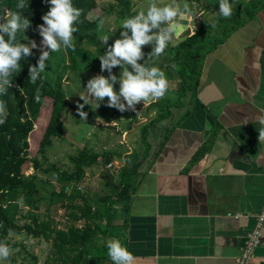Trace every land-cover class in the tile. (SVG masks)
Listing matches in <instances>:
<instances>
[{
  "label": "crops",
  "instance_id": "1",
  "mask_svg": "<svg viewBox=\"0 0 264 264\" xmlns=\"http://www.w3.org/2000/svg\"><path fill=\"white\" fill-rule=\"evenodd\" d=\"M247 1L229 0L233 6ZM213 5L211 14L200 2L191 3L195 14L188 25L191 35L210 14L218 19L219 0ZM171 97L164 108L178 99L175 94ZM163 100L124 115L131 117L135 127L144 128L158 117L163 107L156 102ZM116 111L109 112L111 118H104L102 127L118 122ZM136 112L140 120L135 119ZM261 115L264 9L207 54L197 91L186 94L181 104L170 108L168 118L149 127V150L141 144L142 138L138 144L130 142H136L139 152L134 146L124 148L127 133L117 149L103 151L115 153V182L122 180L129 186L131 201L113 204L112 227L101 219L108 231L98 240L107 243L113 235L133 254V264H236L264 206ZM125 168L132 173L123 178ZM41 244L47 246L45 264H51L52 246ZM250 264H264V227Z\"/></svg>",
  "mask_w": 264,
  "mask_h": 264
},
{
  "label": "trees",
  "instance_id": "2",
  "mask_svg": "<svg viewBox=\"0 0 264 264\" xmlns=\"http://www.w3.org/2000/svg\"><path fill=\"white\" fill-rule=\"evenodd\" d=\"M111 1L109 8H105V15L116 13L119 21L122 22L124 18L137 13L133 10L136 5L134 0ZM188 1L199 3L202 0ZM19 3L20 0H0V14L5 8L21 11L32 22V27L25 35L39 45L42 37L38 34L37 26L43 23L42 16L49 10V5L45 0H24L25 7L17 9L16 5ZM72 3L74 7L82 10L81 22L75 25L79 29L74 33V37H77L76 44L86 42L87 45L98 50H106L99 34L101 18L91 19L88 16L98 7V2L72 0ZM231 4L233 14L230 18L219 15L218 19L214 20V24L211 21L203 22L193 35L181 40L177 39V44L173 45L176 53L171 58V62L181 67L176 76L178 81H181L179 82L181 90L168 92L175 94L178 99L165 108H160L158 117L143 128L142 143L147 150L150 149L146 139L149 127L168 118L172 106L181 104V99L186 94L197 91L207 54L264 9V0L237 2L234 6V2ZM17 41L26 43L22 33L17 35ZM33 53V56L20 61L21 70L14 74L12 87L8 89L7 95H0V101L6 105L5 123L0 125V242L6 243L11 249L19 246L24 249L22 243H13L8 237L11 232L26 233L29 238L43 240L52 246L53 262L48 259L47 263H102L104 256L97 252L99 247L95 241L105 236L108 228L104 229L101 219L106 222V227H111L113 204H126L131 201V191L122 180L115 182L118 177L110 171L113 167L114 152H97L93 148L84 146L83 149H78L69 156V169H62L56 165L43 167L38 156L41 155L42 159L47 161L46 153L52 148L54 141L64 137L65 128L61 115L70 103L66 93L62 89L53 87L43 73L42 80H38L36 84L30 82L29 66L37 64L39 51L34 49ZM90 54L92 55L91 50ZM37 88H40L39 102L35 100ZM47 99L52 100V107L40 138L37 156L31 158L30 139L35 128L37 129L36 124L44 112L43 105ZM156 103L159 105L158 102ZM93 114L97 116L96 113ZM103 114L105 115V112ZM104 118L111 116L106 115L102 117ZM28 164L34 169L32 173L27 172L30 168ZM51 171L56 173L55 182L61 184L58 190L53 189L48 193V189L53 187V180L45 176ZM90 172L93 175L99 172L104 177V185L109 190L108 195L92 197L89 196V192L80 188L72 187L73 189L69 190L72 183H80ZM121 173L124 178L132 172L129 168H125ZM57 201L68 210L67 213L71 214L72 224L66 229H58L54 226L51 210L57 205ZM42 203H45V212H41ZM23 219L27 221L21 224ZM30 258L21 264H39L35 255L31 254Z\"/></svg>",
  "mask_w": 264,
  "mask_h": 264
},
{
  "label": "clouds",
  "instance_id": "3",
  "mask_svg": "<svg viewBox=\"0 0 264 264\" xmlns=\"http://www.w3.org/2000/svg\"><path fill=\"white\" fill-rule=\"evenodd\" d=\"M49 10L42 16L43 23L37 26L42 37L39 45L35 40L29 39L25 33L32 27V22L21 11L3 9L0 14V95H7L12 87L13 76L21 70L20 61L33 56L36 49L40 55L35 66H29V80L36 84L42 80L41 74L45 72L47 62L52 53L59 52L61 48L75 50L74 33L79 31L82 10L74 7L72 0H45ZM25 7L24 0L16 5L17 9ZM219 15L230 18L233 7L229 0H219ZM188 3L181 4L179 0H171L164 4L162 0H149L146 11L141 9L135 15L126 17L121 22L119 38L108 45L110 37L105 35L102 43L106 47L100 60L101 73L87 81V98L80 96L83 104L77 105L80 120L86 121L88 113L83 111L85 105L96 102V108L107 100V107L115 108L119 112L137 111L138 104H149L159 101L169 92L170 83L163 70L156 66H146L147 60L162 56L170 44L182 34L185 25L183 21L193 18ZM103 24V21H101ZM22 33L26 43L17 41V35ZM7 38V39H6ZM151 46L152 51L147 54L143 64L145 52L143 48ZM119 67V76L113 69ZM119 84L118 91L115 85ZM40 88L36 89L35 100L40 101ZM6 105L0 101V125L5 123ZM259 142L264 143V115L259 117ZM12 249L0 242V262L7 261ZM107 254L112 264H133V254L122 245L118 239L107 241Z\"/></svg>",
  "mask_w": 264,
  "mask_h": 264
},
{
  "label": "rangeland",
  "instance_id": "4",
  "mask_svg": "<svg viewBox=\"0 0 264 264\" xmlns=\"http://www.w3.org/2000/svg\"><path fill=\"white\" fill-rule=\"evenodd\" d=\"M134 1L136 4L133 8L134 11H140L141 9L146 11L149 0ZM214 1L215 0H202L200 4L204 5V7L212 14ZM96 2H98V7L94 8V10L90 12L88 16L91 19L101 18L103 24H101L100 21V40L102 42L103 37L105 35H108L110 39L107 43L108 45H111L114 40L119 38L120 36L121 21H119L116 13L112 15H105L104 13L105 8H109V5L112 2L111 0H96ZM170 2L171 0H162V3L164 4ZM179 2L181 4L186 2L189 4V6L191 5V1L188 0H179ZM211 14L206 18H208L209 22L211 21L212 24H214L215 19L213 16H211ZM204 21L206 22V19H204ZM76 39L77 37H74V44H76ZM179 39L181 40L182 38ZM178 40L175 39L174 42L170 44L165 50L164 54L156 59L154 63L152 60H147V54L152 51L151 46H145L143 48V51L145 52V58L144 60L139 61V63L143 64L145 60H147L145 62L146 66H156L165 72L170 83L169 92L181 90L179 85V82L181 81H178V79L176 78L177 73L181 67L171 62V58L176 53L173 45L177 44ZM102 45L104 46L103 43ZM90 50L92 51V55L90 54ZM97 50L98 49L96 47L87 45L86 42H84L83 44H76L74 51L72 49H64L62 47L59 52L52 53L49 57L47 67L45 69V72H43V75L46 80L52 84L53 87L62 89L66 93L67 100L70 104L63 110L61 115V121L65 128L64 137L62 139H57L54 141V145L46 153L47 161H44L41 155L38 156V159L40 160L44 168H48L51 165H56L57 167L62 169H69V156L77 152L78 149H83L84 146L93 148L97 152H103L106 148H110V150L113 151V149H117L119 147L118 143L120 139L127 133L128 136L124 148L134 146L136 152L140 151V149L137 148V144L138 141L143 137V126L135 127V123L131 120V117L129 115H124V112L121 113L119 111H116L115 108L107 107L106 99L101 103L99 108H96L95 101H92L90 105H85L83 111L88 113V118L86 121L80 120V117L77 113V105L84 103L79 95L87 98V92L85 89L87 81L97 74H102L105 76L108 75L106 71L101 73L100 60L98 58L100 55L104 54L106 50H98V52ZM113 73L119 76L120 68H114ZM115 87L118 91L119 84H116ZM171 95L172 93H167L164 97L166 100H163L157 106L160 108L166 105L168 103L167 98H170ZM172 98L173 97H171V99ZM51 105L52 100L47 99L43 105L44 112L36 124L37 129L35 128L31 136V158L37 156L38 145L42 132L46 127L48 121L49 111L52 107ZM144 107L145 105H143L142 103L136 106V108L138 109H143ZM112 109H115L116 111L114 118L118 119V122H116V124H114V122H111L109 125L102 127V124L104 123V119H102V117H105L106 115L111 116L112 114L109 112H111ZM103 112H105V115L103 114ZM130 112L131 111H126V113ZM93 113H96L97 116H94ZM136 116L137 117H135V119L137 120H140V118L142 117L139 112H136ZM96 119H98L99 121H96ZM131 141H136L137 144H135L136 142L134 144H131ZM29 166L30 168L27 169V172L32 173L34 169L31 164ZM110 171L114 173V169H111ZM55 177L56 173L53 171H51L49 175L45 176V178L53 180V187L48 189V193H50V191H52L53 189L58 190L61 184L59 182H55ZM104 182L105 179L99 172H96L94 175L90 172L80 183H72L69 187V190H71L72 187L80 188L82 191L89 192V196H104L107 194ZM42 194L44 195L43 192ZM58 202L59 201H57L56 206L52 207L51 214L55 226L58 225L60 228L66 229L72 224L71 214L67 213L68 210H66V208L61 204H58ZM44 204L45 203L41 204V212H45ZM26 221V219H23L21 221V224L25 223ZM8 238L13 243H22L25 246V249L21 248L20 246L12 249V254L8 258V260L0 262V264H19L20 262L30 260L31 254L37 255L39 258V260H37L39 262L41 261L42 264L46 263V254L43 255V251L46 253L48 251L47 246L45 244H41L44 243L43 240L39 241L38 239L29 238L26 233L17 234L15 232H11ZM107 238L108 240L114 239L113 235H109ZM95 243L99 247L97 252L102 253L105 261L110 262V258L107 254V243H105L104 241H99L97 239ZM27 252L31 254L28 255Z\"/></svg>",
  "mask_w": 264,
  "mask_h": 264
},
{
  "label": "built area",
  "instance_id": "5",
  "mask_svg": "<svg viewBox=\"0 0 264 264\" xmlns=\"http://www.w3.org/2000/svg\"><path fill=\"white\" fill-rule=\"evenodd\" d=\"M111 166V165H110ZM264 227V206L259 214L256 215L255 228L249 233L245 245L242 249L236 264H250L255 250L262 242V229Z\"/></svg>",
  "mask_w": 264,
  "mask_h": 264
},
{
  "label": "water",
  "instance_id": "6",
  "mask_svg": "<svg viewBox=\"0 0 264 264\" xmlns=\"http://www.w3.org/2000/svg\"><path fill=\"white\" fill-rule=\"evenodd\" d=\"M189 21H190V19L182 22L185 25V27H184V29L182 31V34L180 35L179 38H186V37L191 35V31L192 30L188 26L189 25Z\"/></svg>",
  "mask_w": 264,
  "mask_h": 264
}]
</instances>
